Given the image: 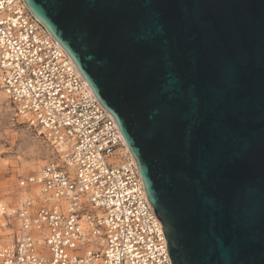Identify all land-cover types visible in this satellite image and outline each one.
I'll return each mask as SVG.
<instances>
[{
  "label": "water",
  "instance_id": "obj_1",
  "mask_svg": "<svg viewBox=\"0 0 264 264\" xmlns=\"http://www.w3.org/2000/svg\"><path fill=\"white\" fill-rule=\"evenodd\" d=\"M114 115L172 264H264V0H25Z\"/></svg>",
  "mask_w": 264,
  "mask_h": 264
},
{
  "label": "built area",
  "instance_id": "obj_2",
  "mask_svg": "<svg viewBox=\"0 0 264 264\" xmlns=\"http://www.w3.org/2000/svg\"><path fill=\"white\" fill-rule=\"evenodd\" d=\"M0 88L54 156L2 205L0 264H172L114 115L25 0H0Z\"/></svg>",
  "mask_w": 264,
  "mask_h": 264
},
{
  "label": "rangeland",
  "instance_id": "obj_3",
  "mask_svg": "<svg viewBox=\"0 0 264 264\" xmlns=\"http://www.w3.org/2000/svg\"><path fill=\"white\" fill-rule=\"evenodd\" d=\"M47 141L15 117L13 106L0 89V202L14 203L18 181L53 160ZM10 227H0V241L11 238ZM3 239V240H2Z\"/></svg>",
  "mask_w": 264,
  "mask_h": 264
},
{
  "label": "bare ground",
  "instance_id": "obj_4",
  "mask_svg": "<svg viewBox=\"0 0 264 264\" xmlns=\"http://www.w3.org/2000/svg\"><path fill=\"white\" fill-rule=\"evenodd\" d=\"M1 89V88H0ZM1 92L4 94V96L5 97H7L6 96V94L1 90ZM21 119V118H20ZM22 120V119H21ZM131 150V149H130ZM53 152V151H52ZM132 152V151H131ZM71 169V168H70ZM34 191H37L36 189L34 190H32V192L33 193H35ZM28 193H26L25 191H22V190H20V193H19V196H18V198L17 199H19V198H22L23 196H25V195H27ZM4 204H6V202H4V201H1L0 202V209H1V207H2V205H4ZM0 227H9V226H6V219H5V215H3L2 214V212L0 211ZM11 229V228H10ZM11 230H13V229H11ZM13 234V233H12ZM12 234H11V238H9V239H7V240H5V242H7V241H10L11 239H12ZM3 240V239H2Z\"/></svg>",
  "mask_w": 264,
  "mask_h": 264
}]
</instances>
